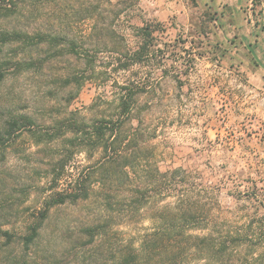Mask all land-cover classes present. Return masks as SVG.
<instances>
[{"label":"rangeland","instance_id":"374dc122","mask_svg":"<svg viewBox=\"0 0 264 264\" xmlns=\"http://www.w3.org/2000/svg\"><path fill=\"white\" fill-rule=\"evenodd\" d=\"M110 1L126 8L117 26L128 40L137 42L133 26L142 22L162 23L166 29V54L151 63L164 62L163 56L170 58V64L176 61L175 67L195 63L192 83L199 86L195 106L154 117L160 128L152 142L157 161L161 165L174 158L189 162L193 175L182 190L191 195L200 193V172L212 177L201 188L214 205L210 227L246 244L244 264H264V0H249L240 22L230 18L222 0ZM24 6L30 4H22V11ZM46 13L29 18L22 13L10 15L0 6V70L6 74L0 84V132L7 138L0 147V230L15 237L11 245L0 239V264H22L23 258L29 264H116L121 244L140 239L152 221L146 215L140 222L116 223L106 230L105 241L88 244L86 229L103 216L101 201L95 197L53 210L31 249L24 250L21 244L47 199L65 191L67 180L99 160L98 155L92 160L84 153L77 155L55 182L49 164L62 148L47 136L54 121L74 112L94 117L97 112L88 108L100 96L112 98L116 90L113 79L101 87V83H86L81 90L67 83L81 73L85 61L70 55L65 41L56 45L49 41L51 37L44 43L16 38V32L36 33L40 28L72 24L47 19ZM76 35L82 38L83 33L79 30ZM179 38L182 41L176 42ZM192 41L193 50L187 45ZM80 46L83 53L104 47L102 41ZM96 56L98 65L111 59L103 51ZM175 75L176 69H171L163 77L172 94ZM188 93L192 92L185 88L181 95ZM12 120L24 126L9 136L6 130ZM173 202L169 198L158 207Z\"/></svg>","mask_w":264,"mask_h":264},{"label":"trees","instance_id":"16d2710c","mask_svg":"<svg viewBox=\"0 0 264 264\" xmlns=\"http://www.w3.org/2000/svg\"><path fill=\"white\" fill-rule=\"evenodd\" d=\"M104 1L1 0L0 6L10 15L22 13V16L33 18L47 11V19L72 22L74 27L62 24L56 28L54 25L52 30L46 28L48 31L40 28L36 33H15L16 38L25 42L38 39L44 43L48 37H51V44L60 45L65 41L69 54L85 61L81 73L74 74L67 83L81 90L86 83H101L98 84L101 87L113 79L116 87L112 98L100 96L88 108L97 112L94 117H81L79 112H74L70 117L54 121L52 133L47 136L50 143H58L62 148L59 157L49 164V174L54 176L55 182L63 178L77 155L84 153L90 160L98 155L99 160L67 180L65 191L47 199L34 224L28 228V234L20 239L24 250L35 244L53 210L78 206L95 197L101 201L103 216L86 229L88 244L98 239L101 243L105 241L106 230L116 223L140 222L146 215L152 221V227L140 239L121 244L116 264H244L246 244L209 225L214 205L201 194V188L213 178L200 172L197 177L200 193L188 194L182 189L187 188L192 179L189 162L174 158L161 165L152 145L160 130L154 119L156 115L180 113L181 109L195 106V90L199 89L192 83L195 63L175 67L177 62L170 64L166 56L162 57L164 62L151 63L166 54V29L162 23L142 22L133 26L137 42H132L119 33L117 26L126 13L123 3L113 4L109 0L107 5H102ZM27 3L30 6H24L22 11L21 5ZM79 30L82 38L76 35ZM180 39L175 41H182ZM95 41L98 45L102 41L103 49L91 46L92 49L85 53L80 50V45ZM193 43L190 42L192 46L187 44L192 50ZM101 51L109 53L111 59L98 65L96 54ZM214 56L219 58L217 52ZM171 69H176L175 94L163 81L164 74ZM5 77V72L0 70V84ZM185 88L192 93L183 97L181 92ZM23 121L33 125L28 118ZM24 122L10 121L6 134L11 136L24 126ZM6 140L0 132V147ZM169 198H174L175 202L158 207ZM2 238L8 245L15 242L9 231L0 230ZM250 249L249 254L255 251L254 247ZM22 264H29V260L23 258Z\"/></svg>","mask_w":264,"mask_h":264},{"label":"crops","instance_id":"0c3cea01","mask_svg":"<svg viewBox=\"0 0 264 264\" xmlns=\"http://www.w3.org/2000/svg\"><path fill=\"white\" fill-rule=\"evenodd\" d=\"M219 1V0H217ZM221 1V0H220ZM224 1L227 9L231 12L230 18L233 19L235 22H240L239 20L244 19V13L243 10L247 6L249 0H222ZM243 25V21H242ZM262 36V45H263V50H264V32L261 34ZM251 39H249L248 44L250 45Z\"/></svg>","mask_w":264,"mask_h":264},{"label":"built area","instance_id":"2783aa9c","mask_svg":"<svg viewBox=\"0 0 264 264\" xmlns=\"http://www.w3.org/2000/svg\"><path fill=\"white\" fill-rule=\"evenodd\" d=\"M250 3H253V0H250Z\"/></svg>","mask_w":264,"mask_h":264}]
</instances>
